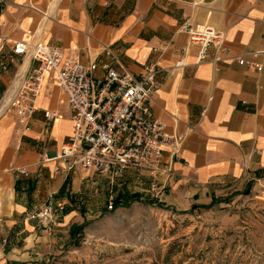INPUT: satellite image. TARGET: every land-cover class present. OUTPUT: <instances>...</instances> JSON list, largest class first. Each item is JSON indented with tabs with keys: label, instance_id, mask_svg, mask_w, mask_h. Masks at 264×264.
<instances>
[{
	"label": "crops",
	"instance_id": "1",
	"mask_svg": "<svg viewBox=\"0 0 264 264\" xmlns=\"http://www.w3.org/2000/svg\"><path fill=\"white\" fill-rule=\"evenodd\" d=\"M185 21L221 29L227 49L211 47L207 59L198 62L193 47L187 65L169 76L189 43L180 30ZM30 39L66 53L76 49L85 63L97 62L99 76L103 64L121 63L140 76L147 64L158 63L161 85L152 110L169 132L184 135L182 154L173 163L166 148L156 176L128 169L123 184L144 185L131 195L149 193L156 181L165 186L161 203L168 208L208 205L217 189L244 194L250 188L264 203V56L256 58L262 71L237 61L264 50V0H0V100L23 60L13 54L14 42ZM50 85L51 93L38 98L31 129L0 112V216L12 218L10 227L20 226L34 243L46 224L26 217L28 212L52 196L56 211L64 206L60 220L69 223L77 216L82 180L64 162L43 161L45 153L61 152L74 130L66 93ZM46 112L58 116L50 121ZM14 214L26 220L18 224Z\"/></svg>",
	"mask_w": 264,
	"mask_h": 264
},
{
	"label": "rangeland",
	"instance_id": "2",
	"mask_svg": "<svg viewBox=\"0 0 264 264\" xmlns=\"http://www.w3.org/2000/svg\"><path fill=\"white\" fill-rule=\"evenodd\" d=\"M74 171L82 179L77 216L61 221L60 209L42 220L32 217L42 206L34 208L26 217L46 224L35 243L0 216V264H264V203L257 195L217 189L208 205L179 210L151 202L146 191L134 197L144 185L123 184L125 174L112 178L79 164Z\"/></svg>",
	"mask_w": 264,
	"mask_h": 264
},
{
	"label": "built area",
	"instance_id": "3",
	"mask_svg": "<svg viewBox=\"0 0 264 264\" xmlns=\"http://www.w3.org/2000/svg\"><path fill=\"white\" fill-rule=\"evenodd\" d=\"M180 30L189 36V43L184 55L169 70V76L187 65L186 55L193 47L198 49V62L207 59L211 47L220 51L227 49L225 33L213 25L194 26L185 21ZM12 52L23 60L0 100L2 114L16 116L22 127L29 130L38 98L52 91L50 83L57 84L68 98L73 133L63 143L61 152L45 153L44 162H64L68 172L79 164L85 170L115 178L130 168L156 176L166 148L171 152L173 163L181 158L184 135L169 132L167 124L152 110L151 100L161 85L157 62L147 64L140 76L129 72L121 63L118 68L103 64L104 73L99 76L96 61L85 63L76 49L66 53L44 40L16 41ZM258 56H264V50L239 56L237 61L241 66L262 71L263 65L256 61ZM215 59L220 61L221 57ZM1 67L7 70L8 64L3 61ZM45 116L51 121L58 113L46 112ZM164 189L165 186L155 181L149 196L162 202ZM51 197L33 218L54 217L57 206ZM58 207L64 209L62 205ZM113 207L114 200L110 202V208Z\"/></svg>",
	"mask_w": 264,
	"mask_h": 264
},
{
	"label": "trees",
	"instance_id": "4",
	"mask_svg": "<svg viewBox=\"0 0 264 264\" xmlns=\"http://www.w3.org/2000/svg\"><path fill=\"white\" fill-rule=\"evenodd\" d=\"M18 185V181H17V184H16V186ZM18 189V188H17ZM245 194H249L250 193V188H248V189H246L245 190V192H244ZM134 197H138V194H134ZM123 198V196L122 195H119L117 198H115V200H114V204L115 205H118V204H120V201H121V199ZM151 202H153V203H156L157 201H153V200H151ZM197 206L195 205V206H193V209L194 208H196ZM79 226H74L73 227V230H72V233L74 232V231H77L79 228H78Z\"/></svg>",
	"mask_w": 264,
	"mask_h": 264
},
{
	"label": "bare ground",
	"instance_id": "5",
	"mask_svg": "<svg viewBox=\"0 0 264 264\" xmlns=\"http://www.w3.org/2000/svg\"><path fill=\"white\" fill-rule=\"evenodd\" d=\"M28 62H29V60L26 62L25 66H27V65H28Z\"/></svg>",
	"mask_w": 264,
	"mask_h": 264
}]
</instances>
